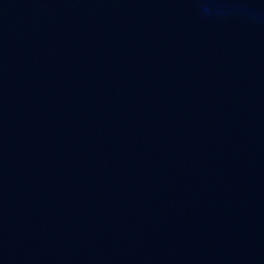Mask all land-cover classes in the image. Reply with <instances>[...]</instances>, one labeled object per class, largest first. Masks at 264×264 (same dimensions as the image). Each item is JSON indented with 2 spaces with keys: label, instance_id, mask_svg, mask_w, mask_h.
Segmentation results:
<instances>
[{
  "label": "water",
  "instance_id": "obj_1",
  "mask_svg": "<svg viewBox=\"0 0 264 264\" xmlns=\"http://www.w3.org/2000/svg\"><path fill=\"white\" fill-rule=\"evenodd\" d=\"M0 264H264V0H0Z\"/></svg>",
  "mask_w": 264,
  "mask_h": 264
}]
</instances>
